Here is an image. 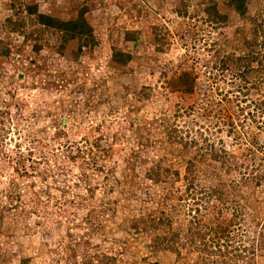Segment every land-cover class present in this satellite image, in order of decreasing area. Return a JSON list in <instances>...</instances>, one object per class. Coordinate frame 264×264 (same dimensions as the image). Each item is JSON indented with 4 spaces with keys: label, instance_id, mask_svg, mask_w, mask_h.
<instances>
[{
    "label": "rangeland",
    "instance_id": "obj_1",
    "mask_svg": "<svg viewBox=\"0 0 264 264\" xmlns=\"http://www.w3.org/2000/svg\"><path fill=\"white\" fill-rule=\"evenodd\" d=\"M0 264H264V0H0Z\"/></svg>",
    "mask_w": 264,
    "mask_h": 264
},
{
    "label": "trees",
    "instance_id": "obj_2",
    "mask_svg": "<svg viewBox=\"0 0 264 264\" xmlns=\"http://www.w3.org/2000/svg\"><path fill=\"white\" fill-rule=\"evenodd\" d=\"M41 18L42 19H45L47 22L48 21H50V20H47V17H44V16H41ZM65 24V27L67 28L68 26H72V25H74V24H72V23H63V25ZM67 25V26H66ZM162 239V237H159L158 239H157V241H156V243L158 244V242L160 241Z\"/></svg>",
    "mask_w": 264,
    "mask_h": 264
}]
</instances>
